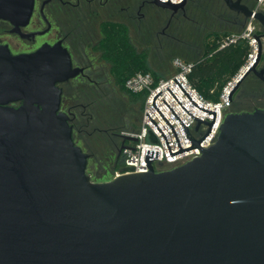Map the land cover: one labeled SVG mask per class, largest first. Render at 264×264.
<instances>
[{
	"label": "water",
	"instance_id": "1",
	"mask_svg": "<svg viewBox=\"0 0 264 264\" xmlns=\"http://www.w3.org/2000/svg\"><path fill=\"white\" fill-rule=\"evenodd\" d=\"M151 1L173 11L187 2ZM224 1L264 30L263 10ZM33 7L34 0H0V18L26 25ZM254 38L256 58L237 74L230 101L251 72L264 80L257 68L264 31ZM78 70L59 43L18 54L0 44V264H264V108L229 111L205 147L200 142L216 112L196 104L175 80L194 105L214 113L213 121L199 118L172 93L198 119L196 129L210 126L203 138L193 139L178 117L194 143L181 146L156 106L161 91L154 105L180 150L172 152L147 114L171 156L196 147L201 155L156 170L157 152L148 150L147 171L124 166L96 181L61 108L58 83Z\"/></svg>",
	"mask_w": 264,
	"mask_h": 264
},
{
	"label": "trees",
	"instance_id": "2",
	"mask_svg": "<svg viewBox=\"0 0 264 264\" xmlns=\"http://www.w3.org/2000/svg\"><path fill=\"white\" fill-rule=\"evenodd\" d=\"M190 1L194 4L193 8L200 13L203 12L202 14L207 16L208 19L223 18L217 15V12H223L225 15L227 13L222 8L223 4L221 3H223V0H205L206 2L202 0ZM211 1L215 3L214 7L216 9L207 4L208 2L211 3ZM228 16L235 20L233 12L230 11ZM226 22L229 23L230 20ZM240 24L241 22H235V25H238V27ZM238 27H235L234 30L211 31L205 34L202 46L194 47V53L197 52L196 58L188 61L193 63V67L188 73L189 81L206 100L211 102L216 103L220 101L224 87L240 72L251 52L252 47L249 39L245 37H240L236 42L220 47L222 40L226 36L241 32L237 31ZM103 30L105 37L96 49L101 52L102 58L110 67L109 70L115 88L121 93L126 94L132 103H139L143 109L146 93H133L126 88L125 83L129 77L137 72H151L156 80L161 78L159 73L152 69L149 64L150 49L147 47L139 49L130 36L128 26L124 23L106 26ZM199 49H201V52ZM91 93L93 97H100L101 95L97 90ZM92 94L84 100L85 108H81V111H78L80 116L77 125L82 131L75 137L83 142V149L90 151L91 156L101 166H103L104 161H107L105 158L108 159L109 156L115 153L116 157L113 162L114 171L123 166L122 156H117V145L120 146L121 140L116 141V139H113L112 132L101 124L98 117L100 113L104 115V111L106 109L109 110L112 104H110V101L92 99ZM263 96L264 85L251 72L234 93L229 111L253 110L255 107H264ZM92 101H100V104L95 105V103H91ZM81 112H84V114H81ZM110 112L111 110L107 114ZM85 133H88L89 137L84 135Z\"/></svg>",
	"mask_w": 264,
	"mask_h": 264
},
{
	"label": "flooded vegetation",
	"instance_id": "3",
	"mask_svg": "<svg viewBox=\"0 0 264 264\" xmlns=\"http://www.w3.org/2000/svg\"><path fill=\"white\" fill-rule=\"evenodd\" d=\"M139 1L145 2V0H34L33 11L26 25H15L9 19L0 18V44L7 45L14 54L35 51L44 44L59 43L68 50L72 66L79 70L75 76L59 82L58 86L62 89L61 108L70 115L75 140L77 138L74 132L82 131L77 124L80 116L78 111L85 108L84 100L92 94V91L97 90L101 93L100 97H93L92 94V99L105 101L106 87L111 88L112 91L115 88L110 67L102 58L101 52L96 49L105 37L103 28L124 23L129 29L128 21L132 22L138 17ZM149 2L155 5L151 0ZM243 3L248 6L254 4L253 0H243ZM163 9L171 13L168 16L169 21L179 10ZM229 9L234 13L235 21L247 24L248 19L242 12L230 7ZM156 18L158 17L155 15L154 19ZM258 24L256 34H261L264 30L260 23ZM10 36L33 47L16 51L15 46L20 48L21 43H13ZM262 41L264 48V38ZM257 68L264 69V51ZM257 77L264 85V80ZM124 132L111 133L113 139L121 140L120 146L117 145L118 157L121 156L120 148L125 141Z\"/></svg>",
	"mask_w": 264,
	"mask_h": 264
},
{
	"label": "built area",
	"instance_id": "4",
	"mask_svg": "<svg viewBox=\"0 0 264 264\" xmlns=\"http://www.w3.org/2000/svg\"><path fill=\"white\" fill-rule=\"evenodd\" d=\"M180 1L182 0H171V2ZM253 3L254 4L251 7L254 11H264V0H253ZM255 21L256 19L254 16H251L242 32L239 34L226 36L220 44V47H224L229 43L236 42L240 37L249 39L252 49L245 65L240 69V71L252 64L256 58L258 45L256 39L254 38V35L256 34ZM173 65L176 68V72L168 77H161L160 79L156 80L151 72H137L126 80L125 86L129 91L133 93H146L143 114L139 128L137 130L125 131L123 133L124 135L138 137L135 140L132 138H125L123 143V145L126 146L136 147L135 149L126 147L121 148V156L123 161L122 167L134 166L133 168H126L127 171H147L149 169V165L147 163L148 150L157 152L156 158L152 160V164L156 170L173 168L193 159L196 156L201 155L200 148L196 147L171 156L164 135L158 126L162 129L165 136L167 137L172 152L180 150V147L173 129L155 108L154 100L160 91L161 93L157 96L156 106L174 127L182 147L194 145L183 123L190 131L193 139L197 140L202 139L210 127L205 123H201L198 126V129H196L198 119L192 116L189 112L206 121H213L214 119V113L203 110L200 107L194 105L190 98L199 106L216 112V118L212 129L200 142L205 147H208L215 141L224 117L226 113L229 112V108L232 104V101L229 100V94L237 79V75L224 87L220 101L214 103L206 100L189 81L188 73L193 67L192 62L185 61L180 57H175L173 59ZM175 80L180 84V86L185 90L190 98ZM172 93L179 99V101L189 112ZM164 99L174 111L169 107ZM147 113L152 117L158 126L153 122ZM160 163H162V165ZM122 167L120 170H115L113 177L122 173V170L124 169Z\"/></svg>",
	"mask_w": 264,
	"mask_h": 264
},
{
	"label": "rangeland",
	"instance_id": "5",
	"mask_svg": "<svg viewBox=\"0 0 264 264\" xmlns=\"http://www.w3.org/2000/svg\"><path fill=\"white\" fill-rule=\"evenodd\" d=\"M149 1L150 0H145L144 3L139 1L137 19H134L132 22L128 21L129 32L134 44L139 49L146 47L150 49L149 64L152 69L159 73L160 77H168L176 72V68L173 65V59L175 57H180L187 61L194 60L197 56V52L194 53V47L202 46L205 34L208 32L234 30L235 27H238V25H235L236 21L228 16L230 9L224 0L222 1L223 3H221L223 4L222 8L225 12L227 11L228 14L226 13L225 15L223 12H217V15L223 18L216 17L211 18L212 20L210 18L208 19L207 16L202 14L203 12L200 13L195 10L193 8L194 4L190 0H187L184 6L186 12L183 8L179 9L173 14L170 21L168 16L171 13L166 12L165 9L159 6L153 5ZM202 1L206 2L205 0ZM207 4H210L216 9V7H214V2L211 1V3L208 2ZM155 15L160 18H156L157 20L154 19ZM227 18L230 20L229 23L226 22L229 21ZM258 23L259 22L256 20L255 25L257 28H259ZM244 24L242 23L239 25L238 32H242L245 29L246 25ZM10 40L16 44L17 42L21 43L20 48L13 45L16 51L23 49L27 50L33 47L32 45L23 43L14 36H10ZM199 50L201 52V49ZM105 92H107V96L104 99L105 101H110L112 106L109 107V110L106 109L104 111V115L98 112L100 113L98 117L101 124L107 127L110 132L118 131L121 133L122 131H132L133 129L139 128L143 114V109L140 104L132 103L126 94L121 93L115 88L112 91L111 88L106 87ZM100 101H92L91 103L98 105ZM107 110H111V112L107 114ZM87 131L89 132V130ZM78 133L80 132H74L75 136H78ZM84 135L89 137L88 133ZM76 141L83 147V142L79 138H77ZM85 151L90 155L88 160V171L91 173L92 178L96 181L112 179L115 174V171H113V162L116 154L113 153L108 159L105 158L107 161H104L103 166H101L91 156L90 151Z\"/></svg>",
	"mask_w": 264,
	"mask_h": 264
}]
</instances>
